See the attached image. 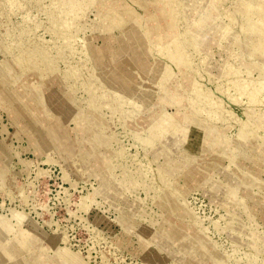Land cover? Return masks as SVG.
<instances>
[{"label":"rangeland","instance_id":"1","mask_svg":"<svg viewBox=\"0 0 264 264\" xmlns=\"http://www.w3.org/2000/svg\"><path fill=\"white\" fill-rule=\"evenodd\" d=\"M257 4L264 16V0H171L181 15L165 21L152 3L139 20L105 0H0V216L13 224L0 264L58 249L82 264H264V96L230 85L264 81V25L245 31L264 24ZM152 17L186 30L187 73L210 91L201 120L172 97L166 79L184 74Z\"/></svg>","mask_w":264,"mask_h":264},{"label":"bare ground","instance_id":"2","mask_svg":"<svg viewBox=\"0 0 264 264\" xmlns=\"http://www.w3.org/2000/svg\"><path fill=\"white\" fill-rule=\"evenodd\" d=\"M132 1H133L132 3L134 5H137V8H139L138 9L139 12H137L135 9H133L129 5H128V8H125V7L122 8L121 5L119 4L120 3L119 0H105V2H107V6L110 9H112L115 12L120 13V14H124V12L126 14H130V15H132L130 18H132L133 15H135L136 13L137 14L139 13V15H138V19L139 20H141L142 18L143 19L145 18V20H146V13L150 14V11H151V10H149V8H150L149 5L151 3L155 6V10L156 11H160V13L162 15V18H166V19H164L165 21L170 16L173 19H178V18H180V15H181L180 9H177V10H173L172 9L171 0H151L150 3L147 2L146 7L143 4V1H145V0H132ZM246 5H248L249 8H253L252 5L249 4V3H247ZM255 8L257 9V13L261 14V16H263V12H262V9L259 6V4H257ZM141 9L142 10L144 9L142 13H141ZM109 20H110V18H109ZM149 20L152 23V24H149V25L154 26V29H151V32H154V31L156 33L165 32V34H166L167 30L170 27L171 28V32H172L171 36L173 37V41L175 40L176 44H180V46H178L179 49H174L176 45H174L173 41H169L170 46H168L167 67L169 68L168 70H170V69H172L171 68L172 65L175 64L177 66V68H173V70H175L174 74H176L178 72H180L181 75L184 74L183 81H179L175 76H174V78H172V75H171V77L168 76L169 78L166 79L165 82L170 83V89L175 94V95H172V97L176 96V100H177V102L181 103V106H183L185 103L189 104V106H191V112H192L191 113L189 111V113L193 114L196 117L198 111H203V108L199 104L198 99L202 98V97L203 98L209 97L210 96V91L205 86L200 85L199 84L200 82L198 80L194 81V77L192 76V74H188L187 73L189 71V69H186V68H189V57H190V54L188 52L189 49L187 48V47H189V46H187L189 43H187L186 35H185V32H184L186 30L185 29H184V31L180 30L181 32L176 31V27L172 24V22H171V25L167 24L168 25L167 26V28H168L167 30L166 29L162 30L161 29V25L158 24V20L159 19H156V17H152ZM111 21H113L117 25L118 24H122V22L118 19V17L116 15H114V20H110V22ZM250 21L251 22H248L246 24V28H245L246 30L245 31H249L250 33H252V31H254V32L256 31L258 34H260L262 36L261 30L259 29V28H261L264 25L263 23H261L262 21L259 18H258V22H255L254 20H250ZM179 22H181V21H179ZM111 24H113V23H111ZM180 24H182V23H180ZM252 25H254V28H253ZM259 44H260V46L259 47L256 46V49H258V50H260V51H262L264 53V44L262 42H259ZM234 80L230 79V85L235 89V92L237 91V92L240 93V96H241V94L242 95H246L247 98L250 97L252 100H256V101H258L259 99L263 98V96H264V81L260 80L258 82H254V83L252 82L250 84V83H246V82H241L239 80L238 81H234ZM188 91H189V94H188ZM209 112L214 113V111H210V110H209ZM206 114H207V112H206ZM206 114H204V116H206ZM211 115L213 116L214 114H211ZM212 116H210V117H212ZM198 118H197L198 120H201L200 117H198ZM207 118H208V115H207ZM208 122H210V121H208ZM207 126H209L208 123H207ZM196 129H198V128H196ZM245 132L244 131L240 132V137L241 138H240V140L237 141V144H236L237 151H239L238 152L239 158H243L244 157L243 147L246 145L247 142L250 141L249 137L245 134ZM204 151H207V147H206V150H204ZM11 214H12V218L15 221L14 225L20 226L21 224H23V222L25 220V215H24L25 213L23 214V212L12 211ZM9 225H11L10 226V228H11L13 224H9L7 220L6 221L3 220L2 217L0 216V228L3 229V232H6V230L8 231V229H10ZM17 239H19V238H17ZM14 242L16 243V247H15V243ZM14 242H11V244L9 243L10 244V248H12V250L13 249L17 250L18 253L19 252L21 253V252H24L26 244L28 243V239L23 237V238L19 239V241L17 240V241H14ZM5 246L1 248L2 251H0L1 252L0 257L2 255L5 257V255L8 254ZM56 247H58V246H56ZM21 255H22V253H21ZM54 259H56L57 262L61 263V264H82V260L78 256V254L69 252L66 249L55 250L53 258L52 259L48 258L46 264H54V262H55ZM43 260H44V258H43Z\"/></svg>","mask_w":264,"mask_h":264}]
</instances>
